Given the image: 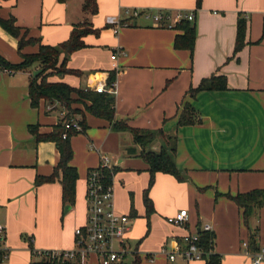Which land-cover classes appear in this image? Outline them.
Listing matches in <instances>:
<instances>
[{"label":"crops","instance_id":"0c3cea01","mask_svg":"<svg viewBox=\"0 0 264 264\" xmlns=\"http://www.w3.org/2000/svg\"><path fill=\"white\" fill-rule=\"evenodd\" d=\"M84 3L0 0V16H13L29 36L50 46L66 41L74 25L88 22L98 29V36L84 37L86 47L68 57L67 68L82 75L54 76L49 81L94 91L115 71V119L126 120L133 128L175 135V163L185 180L156 174L149 192L154 213L147 220L142 197L149 181L148 165L127 154L131 135L115 132L106 121L85 113L87 129L71 138L70 165L78 179L74 205L65 212L59 182L35 185L37 176L50 175L57 165L56 145L36 143L29 132L30 126L38 125L39 133H50L65 111L45 101L31 107V71L0 70V248L8 251L0 264L39 261L41 257L31 254L29 239L35 253L74 249V232L86 223L87 177L103 156L119 166L112 182L115 210L129 215L130 195L136 210L126 235L129 254L120 264H205L180 258L171 262L166 254L205 225L211 227L212 253L221 264H250L243 244L254 234L257 247H264V207L255 209L245 223L243 209L233 198L264 189V40L257 42L264 0H200L198 5L197 0H96L95 14L85 11ZM134 10L172 17L193 12L192 57L188 50L174 47L180 31L156 27L142 16L133 18ZM239 15L247 22L245 46L233 57ZM108 17L126 26L114 33L106 23ZM36 51L37 47L23 50ZM0 55L11 63L20 61L17 39L1 27ZM212 75L224 76L227 90L204 91L191 98L189 89ZM186 102L201 122L179 127L178 115ZM181 210L187 211V222L169 224L167 219ZM79 264L99 261L90 256Z\"/></svg>","mask_w":264,"mask_h":264},{"label":"trees","instance_id":"16d2710c","mask_svg":"<svg viewBox=\"0 0 264 264\" xmlns=\"http://www.w3.org/2000/svg\"><path fill=\"white\" fill-rule=\"evenodd\" d=\"M63 2L64 0H58ZM200 0H197V5ZM85 11L95 14L97 12L96 0H85L83 5ZM246 19L239 15L236 24V38L233 49V57L245 46ZM0 27L17 39V54L20 61L11 63L0 55V70L9 72H26L35 65H39L36 74L30 77L28 85V96L32 108H38L41 101L60 105L65 114L58 123L53 127L52 131L47 134H41L38 131V125L30 126L29 132L32 134L34 141L37 142H53L59 153V160L54 167L52 173L48 176H37L35 185L59 182L62 190L63 207L73 206L75 202L76 182L78 173L76 168L70 165L73 158L71 148V138L79 133L85 132L87 124L85 122V113L96 118L106 121L115 132L129 133L132 137V146L127 149L130 156L140 157L148 165L149 181L147 188L143 191V204L145 208V217L149 220L154 213L152 201L149 197L150 189L153 186L155 176L158 173L172 176L178 182L185 180V174L179 170L175 163L176 157V136L166 135L162 130L150 131L130 127L126 120L115 119L114 96L108 93H96L90 89L75 88L64 82H51V77H63L65 75H74L80 77L82 73L77 70L67 68L68 57L75 51L86 47L83 39L92 34L99 35V30L84 22L73 26L69 38L55 46L42 44L37 38L29 36V31L16 24V19L10 16L6 19L0 16ZM171 29L180 31L182 34L175 37L174 47L176 49L188 50L193 53L196 30L193 21L181 20L175 23ZM264 40V17L262 25L261 38L257 41ZM28 47H37L35 53H24L23 50ZM116 81V72L110 71L108 74L106 85L113 87ZM227 90L226 78L224 76L212 75L202 79L199 84L190 88L188 94L191 98L200 92L225 91ZM80 105L81 107L77 106ZM75 105V106H74ZM75 120L76 118H78ZM72 121L81 126L80 131L72 128L66 129L65 126ZM201 119L198 112L186 102L178 115L177 126H191L199 124ZM66 137L63 138V135ZM158 146L157 149L154 147ZM138 148L140 149L138 151ZM119 166L113 165L111 169L100 168L98 166L93 170H99L101 183L105 186L112 185L113 176ZM238 207L243 209V219L247 223L248 219L253 215L255 209L264 207V189H255L247 193L238 194L233 198ZM129 217L136 216L133 197L130 195V213ZM213 234L212 232L200 231L198 233L197 245L201 247L208 255L204 258L205 264H221V259L213 251ZM30 250L33 256L36 253L32 250L31 240ZM182 243V240L179 241ZM247 251L255 254L260 251L256 245L255 235L250 234L247 241ZM8 251L0 252V262L5 260L3 255H7ZM80 257L74 260H51L42 258L32 264H79Z\"/></svg>","mask_w":264,"mask_h":264},{"label":"built area","instance_id":"2783aa9c","mask_svg":"<svg viewBox=\"0 0 264 264\" xmlns=\"http://www.w3.org/2000/svg\"><path fill=\"white\" fill-rule=\"evenodd\" d=\"M127 13V12H126ZM144 17L151 20L156 27L172 28L175 23L181 20H194L193 12H179L174 16L170 13L156 12L152 13L148 10H134L131 17ZM106 23L113 26V32L117 33L118 29L126 26L125 23L119 22L113 17H108ZM117 53L111 55V60H115ZM96 93H114V86L108 87L106 84H98L94 87ZM66 129L81 130V126L72 121L66 124ZM66 134L63 135V138ZM100 168L111 169L113 164L107 156H103L100 162ZM87 215L84 226L79 227L74 232L75 247L70 251H42L36 253L37 256L51 260H74L77 256L80 260L86 257L95 256L99 264H120L123 262L127 254H129L126 235L130 230V217L126 214L119 213L113 206V187L105 186L101 183L99 170H93L87 177ZM188 220L186 210L179 211L176 215L169 217L167 222L171 225L182 226ZM202 231L211 232V227L205 225ZM2 227L0 226V233ZM198 233L186 236L182 239V243L178 242L167 251L169 261H175L180 258L186 262L204 261V257L208 255L201 247L197 245ZM243 246L247 251V243ZM5 251L0 248V252ZM248 253V252H247ZM250 264H264V247L255 254H250ZM6 259L7 255H3Z\"/></svg>","mask_w":264,"mask_h":264},{"label":"rangeland","instance_id":"374dc122","mask_svg":"<svg viewBox=\"0 0 264 264\" xmlns=\"http://www.w3.org/2000/svg\"><path fill=\"white\" fill-rule=\"evenodd\" d=\"M38 70H39V65H38V64H35V65L30 69V71H31L33 74H36V73L38 72ZM74 106H75V105H74ZM77 106H78V107H81V106L78 105V104H77ZM111 163L114 164L113 161H111Z\"/></svg>","mask_w":264,"mask_h":264},{"label":"water","instance_id":"95a60500","mask_svg":"<svg viewBox=\"0 0 264 264\" xmlns=\"http://www.w3.org/2000/svg\"><path fill=\"white\" fill-rule=\"evenodd\" d=\"M69 208H70L69 206H66L64 211L67 212V210H69Z\"/></svg>","mask_w":264,"mask_h":264}]
</instances>
